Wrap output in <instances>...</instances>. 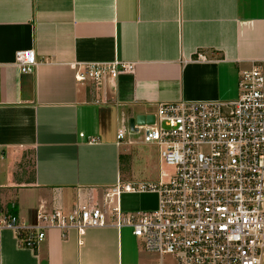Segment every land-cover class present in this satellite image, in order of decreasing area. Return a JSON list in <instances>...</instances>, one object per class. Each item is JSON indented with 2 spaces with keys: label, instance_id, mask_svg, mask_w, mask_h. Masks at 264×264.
I'll list each match as a JSON object with an SVG mask.
<instances>
[{
  "label": "crops",
  "instance_id": "0c3cea01",
  "mask_svg": "<svg viewBox=\"0 0 264 264\" xmlns=\"http://www.w3.org/2000/svg\"><path fill=\"white\" fill-rule=\"evenodd\" d=\"M23 50L32 72L15 61ZM114 60L133 71L99 89L75 80L74 64ZM253 62L264 69V0H0V206L14 204L24 225L41 205L156 208L155 192L111 196L117 183L158 179L157 146L128 120L159 104L234 100ZM149 255L111 224L49 229L34 248L0 228V264H157Z\"/></svg>",
  "mask_w": 264,
  "mask_h": 264
},
{
  "label": "built area",
  "instance_id": "2783aa9c",
  "mask_svg": "<svg viewBox=\"0 0 264 264\" xmlns=\"http://www.w3.org/2000/svg\"><path fill=\"white\" fill-rule=\"evenodd\" d=\"M196 58L206 59L201 52ZM15 61L21 73L36 65L31 50L18 51ZM134 65L114 60L73 67L77 82L99 89ZM238 90L234 100L159 104L152 124L133 126L143 143L157 146L159 160L171 170L159 169L153 183H117L111 196L155 192L156 208L124 211L109 201L78 203L65 212L41 205L36 223L24 225L10 204L0 206V228L11 229L22 245L34 248L49 229L82 234L111 224L129 228L146 251L158 255L157 264H264V69L253 62L242 70ZM124 135L117 129V141Z\"/></svg>",
  "mask_w": 264,
  "mask_h": 264
},
{
  "label": "water",
  "instance_id": "95a60500",
  "mask_svg": "<svg viewBox=\"0 0 264 264\" xmlns=\"http://www.w3.org/2000/svg\"><path fill=\"white\" fill-rule=\"evenodd\" d=\"M154 122V115H136L128 120V126L133 129L134 125H146Z\"/></svg>",
  "mask_w": 264,
  "mask_h": 264
},
{
  "label": "rangeland",
  "instance_id": "374dc122",
  "mask_svg": "<svg viewBox=\"0 0 264 264\" xmlns=\"http://www.w3.org/2000/svg\"><path fill=\"white\" fill-rule=\"evenodd\" d=\"M238 92H239V90H238ZM156 162H157V164H158V160H157V158H156V161H154V163H156ZM159 167H160V169L162 168L163 170L168 171V172L171 170L170 167H168V166H166L165 164H163L160 160H159ZM114 204H115V200H113L112 205H114ZM98 206H101V204H98ZM140 211H142V210H140ZM136 239L139 241L138 238H136ZM148 253L150 254L149 256H152L153 258H156L157 261H158V255H157L156 253H154V252H148ZM168 259H170L169 256H164V257H163V260H164V261H166V260H168Z\"/></svg>",
  "mask_w": 264,
  "mask_h": 264
}]
</instances>
